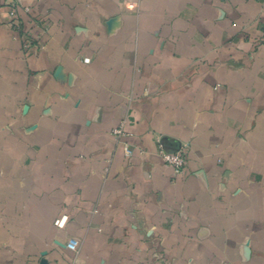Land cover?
Instances as JSON below:
<instances>
[{"label":"crops","instance_id":"crops-1","mask_svg":"<svg viewBox=\"0 0 264 264\" xmlns=\"http://www.w3.org/2000/svg\"><path fill=\"white\" fill-rule=\"evenodd\" d=\"M0 264H264V0H0Z\"/></svg>","mask_w":264,"mask_h":264},{"label":"built area","instance_id":"built-area-1","mask_svg":"<svg viewBox=\"0 0 264 264\" xmlns=\"http://www.w3.org/2000/svg\"><path fill=\"white\" fill-rule=\"evenodd\" d=\"M25 11L29 12L30 10L29 8H26ZM10 13L13 19L14 29L18 31L21 30L22 24L17 18L18 14H17L16 9L12 7ZM89 61H90L89 59H85V62H89ZM123 132H124L123 125H121L119 128L115 130L114 133L117 135H122ZM124 150H125L126 157L132 156L133 151L128 145L125 146ZM161 156H162L163 162L166 165L170 166L177 174H181L185 170L187 159H186V155L182 151L170 153V152H166L165 150H161ZM67 220H68V216H62L55 221V225L58 228L63 229L66 226ZM76 247L77 245L75 243L70 242L68 245V248L73 251L76 250Z\"/></svg>","mask_w":264,"mask_h":264},{"label":"water","instance_id":"water-1","mask_svg":"<svg viewBox=\"0 0 264 264\" xmlns=\"http://www.w3.org/2000/svg\"><path fill=\"white\" fill-rule=\"evenodd\" d=\"M166 142H167V140L165 139V140H164V143H166Z\"/></svg>","mask_w":264,"mask_h":264}]
</instances>
